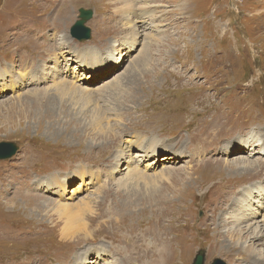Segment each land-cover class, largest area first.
I'll use <instances>...</instances> for the list:
<instances>
[{"label":"rangeland","instance_id":"rangeland-1","mask_svg":"<svg viewBox=\"0 0 264 264\" xmlns=\"http://www.w3.org/2000/svg\"><path fill=\"white\" fill-rule=\"evenodd\" d=\"M140 1L0 0V144L18 147L0 160V220L18 236L0 258L148 264L134 248L156 228L158 253L166 233L174 242L170 264L200 251L204 264H264V239L249 237L264 234V0H145L147 30ZM80 9L94 12L89 41L71 36ZM222 99L238 123L190 163L189 133ZM244 160L262 174L234 171ZM233 179L250 184L228 202ZM218 183L231 186L214 202Z\"/></svg>","mask_w":264,"mask_h":264},{"label":"bare ground","instance_id":"bare-ground-1","mask_svg":"<svg viewBox=\"0 0 264 264\" xmlns=\"http://www.w3.org/2000/svg\"><path fill=\"white\" fill-rule=\"evenodd\" d=\"M144 1L145 0L140 1L139 5L136 6V7H138V9L136 10V13H139L141 18L137 17V19H139V20L134 23L136 25L140 24V25H138V28L139 29L142 28L141 30H147L148 28H150V26L153 25V23H152L153 22L152 14L150 12H149V14L146 13V12H141L140 9H139L141 6H143V5H141V3H144ZM136 7H135V9H136ZM133 10L134 9L128 10V12H127L128 15L131 14V13H134L135 11L133 12ZM141 23H142V25H141ZM148 23H150V24L148 25ZM132 30H134V28H132ZM132 33H135V32H132ZM136 33L140 34V32H136ZM248 44H247V46H248ZM133 48H134V46H132L130 48V51L134 50ZM251 54L253 55L252 57L258 55L257 58H258L259 61H261V59H260V55L262 54L261 50H257V48H253L251 50ZM252 61H253V58H252ZM252 65H253V68L255 70V74H261V70L257 69L258 70L257 71L255 69L254 62H253ZM261 69H262V67H261ZM3 73L4 72L2 70H0V82H3L4 80H7ZM254 78H255V76H254V74H252V80ZM248 84H252L253 85L252 87H254V80L251 81L250 83H249V81H247L245 83V85H243V87L246 88L247 90L249 89V88H247V87H249ZM223 99L220 100L221 103L223 104L222 106L219 105V104L214 103L212 105H209L207 113H203L202 110H201V112L199 114V115H201V119L197 121L199 123L198 128L196 130H194V131L189 133V141L192 144V146L194 147V151H193V154H192V157H194V158H192L190 160V163L196 164L198 162V160H201L203 163L207 162L204 159V157H203L202 150L196 148L195 147L196 145H202L203 147L208 145V144H215V143H221V145H222L223 142H221V141L224 140V139L227 140L230 137L231 132L235 129V127H236V125L238 123V113L236 114L235 118L231 119V117H232V115L234 113V109H233V107L229 108L228 104ZM211 138H213V140H210ZM249 139L252 140V141L258 142L259 144L262 143L261 142L262 140H259V139L256 140V137H254L252 135L249 136ZM143 144L144 143H142V145ZM260 145L263 146V143L260 144ZM262 146L260 147L259 153L264 152V150L262 149ZM142 153L144 154L145 157H147V156H149L151 151L148 148H145V145H143L142 146ZM121 156H123V155H121ZM155 156H156V154H155ZM139 157H140V154H137V155H135L134 158H139ZM243 163H244L243 166H241L239 168H236L234 171L242 172L243 175L250 174V173L262 174L261 173L262 166H259L258 165L259 163L258 164L251 163V162H247L245 160L243 161ZM135 171H137V170H135ZM214 177L215 176H213L211 178H208V180L210 181ZM243 177L244 176H242L240 178V180H242ZM236 179H238V178H236ZM236 179H233L235 181L232 180V183H231V184H233L235 186L234 188H232L233 192H231V193L235 194V196H232V199L231 200L229 199L228 202H232L233 198L240 199L239 197L236 196L237 191L239 189H241V187L250 184V183H246V184L239 185V184H237L238 181ZM258 181H262V180H258ZM251 183H253V182H251ZM225 186H231V185L219 186V183H218V185L215 184V185L210 187V189L208 190L207 194L210 192V190H212L214 188L213 194L216 197L214 202H216V201H220L221 202V197L223 196V192H224V187ZM156 213L158 214V211ZM164 215H165L164 212H162L159 217H155L154 219H156V218L158 219L159 218L160 220H164V217H162ZM155 223L156 222H153L151 224L154 225ZM158 224H159V222H158ZM157 230L158 229L153 228V229L143 233L142 237H140V239L142 240V242H144V245L139 247V248H134V250L138 251V253H141V258H143V259L146 258L147 259L146 261H149L148 264H170L169 262H170V259L172 258V255H173V249H174L173 244H174V242H173V240H171V235L169 233H166V236L164 237L163 240H161V242L168 246L167 253L165 254V256L163 254H161V253H158L156 251L157 241H158L157 240ZM173 230H174V226L172 225L169 228L168 232L173 231ZM15 232H16V230L12 226L6 224L5 221H3V220H0V241H1L0 245L3 246L5 243H18V236L15 235ZM80 233H83L84 237H88L90 235L88 230L82 231ZM149 235L153 238L154 244H152V243L151 244H147L145 242L146 238ZM249 237L251 239V242H253V244H255L254 242H256V241H260V240L264 239V234L262 232L261 226H259V225L256 226L254 228V230L251 232ZM83 239H85V238H83ZM179 241H180V239H179ZM252 247L253 246L250 245V247H247L246 249H244V248L242 249L241 247L240 248L242 250H244L245 253H248V255H250L251 258H255L256 259V257L254 256V253L250 252V248H252ZM40 257H42V256H40ZM4 258L7 259L5 262L2 261ZM101 258L102 257L97 258V260H99ZM43 260H46V259H42V260L34 259V263L35 262H39L40 263ZM22 263L23 262H19L17 260H10L9 256H4V257L0 258V264H22ZM90 263L92 264L91 261L89 262V264ZM77 264H80V260L78 261Z\"/></svg>","mask_w":264,"mask_h":264},{"label":"water","instance_id":"water-1","mask_svg":"<svg viewBox=\"0 0 264 264\" xmlns=\"http://www.w3.org/2000/svg\"><path fill=\"white\" fill-rule=\"evenodd\" d=\"M94 17L92 10L80 9L78 15V21L71 29V36L79 42L89 41L91 39V30L86 26L87 23ZM18 152V147L13 143L0 144V160H9ZM205 256L204 252L200 251L193 264H204ZM213 264H225L221 260H216Z\"/></svg>","mask_w":264,"mask_h":264}]
</instances>
